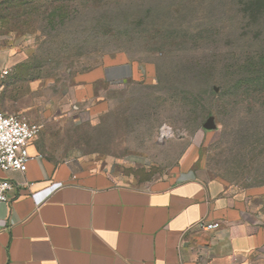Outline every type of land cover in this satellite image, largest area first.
I'll return each instance as SVG.
<instances>
[{
    "label": "rangeland",
    "instance_id": "374dc122",
    "mask_svg": "<svg viewBox=\"0 0 264 264\" xmlns=\"http://www.w3.org/2000/svg\"><path fill=\"white\" fill-rule=\"evenodd\" d=\"M0 48L24 54L2 108L38 122L52 158L141 186L193 145L209 176L264 185V0H0ZM118 52L154 77L78 98V75Z\"/></svg>",
    "mask_w": 264,
    "mask_h": 264
},
{
    "label": "crops",
    "instance_id": "0c3cea01",
    "mask_svg": "<svg viewBox=\"0 0 264 264\" xmlns=\"http://www.w3.org/2000/svg\"><path fill=\"white\" fill-rule=\"evenodd\" d=\"M23 59L0 48V76ZM154 74L152 63L107 54L78 75L77 97L91 101L99 84ZM28 150L23 169L0 171L13 185L0 202V264H264V185L237 189L209 176L193 145L141 186L88 162L56 160L39 137ZM202 219L218 227L202 230Z\"/></svg>",
    "mask_w": 264,
    "mask_h": 264
},
{
    "label": "built area",
    "instance_id": "2783aa9c",
    "mask_svg": "<svg viewBox=\"0 0 264 264\" xmlns=\"http://www.w3.org/2000/svg\"><path fill=\"white\" fill-rule=\"evenodd\" d=\"M40 127L38 122L5 112L0 106V171L24 168L30 158L28 146L36 138ZM12 187L9 179L0 177V202L8 200ZM197 226L202 230H213L218 227V223L202 219L197 222Z\"/></svg>",
    "mask_w": 264,
    "mask_h": 264
},
{
    "label": "water",
    "instance_id": "95a60500",
    "mask_svg": "<svg viewBox=\"0 0 264 264\" xmlns=\"http://www.w3.org/2000/svg\"><path fill=\"white\" fill-rule=\"evenodd\" d=\"M209 128V127H208Z\"/></svg>",
    "mask_w": 264,
    "mask_h": 264
}]
</instances>
